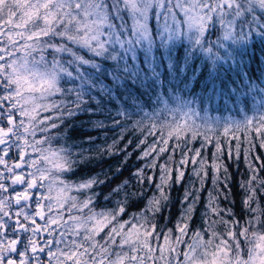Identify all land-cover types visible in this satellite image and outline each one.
I'll use <instances>...</instances> for the list:
<instances>
[{"label":"snow or ice","instance_id":"snow-or-ice-1","mask_svg":"<svg viewBox=\"0 0 264 264\" xmlns=\"http://www.w3.org/2000/svg\"><path fill=\"white\" fill-rule=\"evenodd\" d=\"M0 264H264V0H0Z\"/></svg>","mask_w":264,"mask_h":264}]
</instances>
